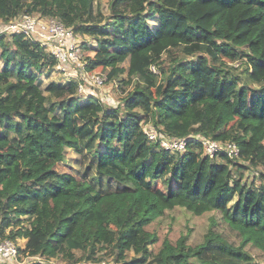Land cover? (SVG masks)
<instances>
[{"label":"trees","instance_id":"1","mask_svg":"<svg viewBox=\"0 0 264 264\" xmlns=\"http://www.w3.org/2000/svg\"><path fill=\"white\" fill-rule=\"evenodd\" d=\"M105 2L108 14L102 0H0L4 23L53 17L93 39L87 68L117 96L55 80L44 46L0 34V242L68 264H264V0ZM197 136L239 156L204 153ZM162 138L190 140L171 152ZM69 153L74 175L55 169ZM176 208L209 215L201 242L160 238Z\"/></svg>","mask_w":264,"mask_h":264},{"label":"built area","instance_id":"2","mask_svg":"<svg viewBox=\"0 0 264 264\" xmlns=\"http://www.w3.org/2000/svg\"><path fill=\"white\" fill-rule=\"evenodd\" d=\"M3 32L22 33L26 38L44 46L57 60L55 71L62 74L66 81L72 77L79 79V92L88 95L89 89H101L105 85L107 77L102 72L87 68L81 43L83 36L66 27L59 19L22 14L6 24ZM153 70L155 71L154 68ZM145 132L151 140L157 139V134L152 129L147 128ZM194 139L199 140L204 153L211 156L218 151H223L230 159L239 156V147L235 142L220 143L201 136ZM189 140L190 138L172 140L162 138L160 143L164 149L171 152H183L187 149ZM17 257L19 250L15 242L10 240L0 242V259L11 262Z\"/></svg>","mask_w":264,"mask_h":264},{"label":"rangeland","instance_id":"3","mask_svg":"<svg viewBox=\"0 0 264 264\" xmlns=\"http://www.w3.org/2000/svg\"><path fill=\"white\" fill-rule=\"evenodd\" d=\"M105 3H106L105 0H102V4H105ZM103 8L105 9L104 12L108 14L109 11H108L107 4L103 5ZM6 24L7 23L0 21V34L3 31H5ZM81 40H82L81 41L82 45L85 42L90 43V44L94 42L93 39H89L85 37H83V39ZM82 49H83V46H82ZM159 49L161 53L164 52L161 47H159ZM163 59H164V66H167L170 64L169 59L167 58V55H163ZM243 67H240L241 69L239 70H242ZM96 71L101 72L99 69L98 70L96 69ZM261 73H264V71L261 70ZM52 77L55 80H63L62 77L59 76V73L57 71L53 72ZM63 78L65 79L64 76ZM90 94H96L99 98L101 97L100 99L103 100V102L107 104L113 103L112 99L117 100V96H116L114 86L112 83H105V85L101 89H97V90L89 89L88 95ZM77 163L78 161L77 159H75L74 154L69 153L66 155V158L63 162H59L58 164H56L55 169L59 171L60 173H70L74 175L76 173V169L78 168ZM209 221L210 220H209L208 214L203 215L201 217H194L192 214L188 213L186 210L181 209V208H176V210L174 211L166 212L165 216L163 217L162 225H160L158 228L159 229L158 234L160 235L161 239L164 237V235L169 234V237L172 240H177L182 233H187L189 230H192V236L190 238L191 243H198L203 240L204 235L208 229ZM26 243L27 241L25 239H20L17 241L16 245L17 247L24 249ZM76 257L77 258L82 257V253L78 251L76 253ZM106 261L109 264L113 263V259L111 257H107ZM35 262L39 264H68L65 261L60 260V259L45 262L42 260L30 258V257L28 258L22 253H20L17 259H14L13 261H11L10 264H34Z\"/></svg>","mask_w":264,"mask_h":264}]
</instances>
